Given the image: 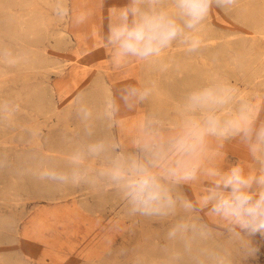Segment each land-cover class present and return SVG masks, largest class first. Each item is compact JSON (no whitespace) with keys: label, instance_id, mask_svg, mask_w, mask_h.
<instances>
[{"label":"rangeland","instance_id":"1","mask_svg":"<svg viewBox=\"0 0 264 264\" xmlns=\"http://www.w3.org/2000/svg\"><path fill=\"white\" fill-rule=\"evenodd\" d=\"M106 1L113 5L107 10ZM257 1L264 7V0ZM129 3L130 0H68V11L64 14L61 13V0H31L25 6H12L15 14L33 17L46 26L44 40L28 39L20 43L40 49L46 56L59 57L63 62V70L56 73L53 72L55 69L17 64L2 67L0 97L13 115L0 120V149L9 152L18 149L27 153L46 151L53 154L54 149L48 146L45 137L50 136L53 140L63 136L79 137L85 124L84 113L80 110L83 101L81 95L97 88L99 76H103L106 85L113 91L101 95V99L105 102L106 114L110 118V131L116 152L146 159L149 153L145 145L175 135L183 119L181 106L187 95L161 87L158 78L160 80L168 76V67L176 52L183 47L193 48L199 30L185 29L188 38L173 40L159 55L147 60L129 57L116 65L111 51L105 45L113 21V9L116 5L125 7ZM173 4L174 0H160L161 7L169 8ZM205 17L211 24L210 33L228 32L230 38L237 35L244 37L246 46L250 48L249 57L258 59L255 64H264L263 28L261 32L257 31L252 25L229 13L225 4L218 0H212ZM178 22L183 24V19L178 17ZM73 23L74 31H80L84 42L88 44L72 42L58 45L52 34L70 32L72 38H75L71 28ZM6 40L12 44L15 42L13 38ZM98 41L100 47L91 45ZM196 52L193 55L198 64L201 60L200 54ZM235 54L236 49L230 48V67L237 66ZM215 70L224 84L232 86L237 95L243 97L242 100L251 103L254 132L264 127V84L260 85V77L255 84L243 77L242 73L238 72L241 75L239 78L226 79L225 69ZM173 85L180 87V80L174 78ZM130 88L146 90L148 95L143 100L131 97L126 103L122 97ZM34 90L48 92L54 111L39 114L33 106L22 101V95ZM209 150L205 167L215 166L226 171L240 163L245 166V172L249 171V166L259 167L252 162L248 142L243 134L223 141L209 137ZM217 151L222 154L221 157L212 155ZM87 159V171L81 168L84 174L74 183L53 180L63 188L57 192L56 200L48 199L33 189L31 181H26L28 190H21L18 207L0 203V215L10 222L9 237L0 240V256L13 252L23 260L19 264H150L148 262L151 258H157L173 248V241L169 240L167 234L175 223L185 221L188 230H192L194 222L203 219L201 224L204 229L215 234L222 252L228 254L231 264H264V236L257 234L252 237L255 251L241 249L230 241L225 222L210 213L211 204L200 207L199 201L205 195L204 190L212 186L204 178L203 172L191 182L170 186L176 198L174 214L144 215L132 210L126 213L118 212L124 203L123 197L115 198L121 205H113L112 198L101 204L100 197L90 191V182L94 181V184L105 185L117 195L121 194L118 188L109 186V181L100 175L101 166L110 164L112 158L101 154L94 159ZM52 170L63 171L69 177L65 168ZM180 197L186 198L191 208H185ZM83 199H89L94 206L84 205L81 203ZM143 255L148 260L146 263L140 261Z\"/></svg>","mask_w":264,"mask_h":264},{"label":"clouds","instance_id":"2","mask_svg":"<svg viewBox=\"0 0 264 264\" xmlns=\"http://www.w3.org/2000/svg\"><path fill=\"white\" fill-rule=\"evenodd\" d=\"M211 3L212 0H174L171 7L165 8L161 7L160 0H130L127 6L113 9L105 46L116 65L129 57L147 60L159 55L173 40L187 39L185 29L195 30ZM66 12L62 7L61 13ZM178 17L183 19V24L178 22ZM195 46L194 42L192 47ZM147 95L146 90L130 88L122 99L127 103L131 97L143 100ZM242 99L226 83L190 92L181 106L183 119L175 135L145 145L149 153L146 159L116 154L110 164L101 166L100 175L109 181V186L121 191L132 211L161 216L172 215L176 210V198L170 186L191 182L203 172L212 186L204 190L200 207L211 204L210 213L225 222L230 241L241 249L255 251L252 237L264 236V127L254 132L250 104L241 103L238 111L231 110V106ZM241 134L258 168L249 166V171L245 172V166L240 163L226 171L204 166L210 152L209 137L223 141ZM104 151L103 142L77 147L69 156L75 165L72 178H81L87 171V158L94 159ZM212 155L222 156L218 151ZM43 176L60 181L69 178L67 173L57 170H46ZM180 199L185 208H191L186 198ZM187 231V223L178 221L167 235L169 240H180L187 246Z\"/></svg>","mask_w":264,"mask_h":264},{"label":"bare ground","instance_id":"3","mask_svg":"<svg viewBox=\"0 0 264 264\" xmlns=\"http://www.w3.org/2000/svg\"><path fill=\"white\" fill-rule=\"evenodd\" d=\"M30 1L31 0L0 1V73H2V67L4 65L11 64L23 65L25 67L55 69L53 72L61 73L63 70V62L59 57L46 56L40 49L23 46L20 43L28 39L42 41L46 36L44 33L46 29L44 23L33 17L15 14L12 9L13 5L22 4L25 6ZM219 1L225 4V9L229 13L235 15L247 24L252 25L257 31L261 32V29H264V7L259 1ZM61 2L63 3L62 7L67 9L68 0H61ZM109 2L110 1H106L105 10L113 6L109 5ZM123 7L124 5H116L114 9ZM22 18H24L23 21ZM60 20L62 19L60 18ZM71 28L75 38H72L70 32L66 33L62 31L52 34L58 45L72 42H79L84 45L88 44L84 42L85 40L82 38L83 36L80 31H74V23L71 25ZM210 29L211 24L207 22V18L205 17L199 25H197L199 34H197L196 41L194 40L196 46L194 48L183 47L173 55L172 64L168 67V76L160 80L158 78L159 85L168 90H174L177 94L188 95L192 91L202 89L212 84H224L221 81L220 74L215 70L220 68L226 70V79H228V77L239 78L241 76L239 73H242L243 77L249 82L256 84V79L260 77V85L264 84V64H255L258 62V59H251V57H249L248 52L250 48L246 46L245 38L239 35L230 38L231 34L228 32L222 34L210 33ZM6 38H13V40H15L14 44L8 42ZM91 45L96 48L97 46L100 47V41L96 44L92 43ZM230 48L236 49V54L234 55V61L238 62L236 67H230L232 64L231 58L228 56ZM194 51L200 54L201 62L198 64L195 62V56L193 55ZM29 53H32V55H29ZM174 78L180 80V87L177 88L173 85ZM97 83L98 86L94 91L90 90L81 95V100L83 101L80 110L84 113L85 124L79 137L63 136L54 140L50 136L45 137L48 141V146L54 149L55 153L53 154H49L46 151L27 153L18 149L13 152L0 149L1 204L18 207L21 200L20 196L22 195L21 190H28V186L25 183L26 181H31L33 183V189L41 192L48 199L56 200L57 192L61 191L63 188L53 180L45 178L43 173L46 170H52L54 168H65L69 172V178L66 182H69V184L74 183L76 179L72 178V171L75 165L70 162L69 156L77 147L87 143L103 142L105 151L102 154L111 158L119 154L113 148L110 118L106 114L105 102L101 99V95L112 93L113 91L110 89L109 85H106L103 76L98 77ZM21 99L26 104L33 106L35 111L39 114L45 115L55 109L49 101L48 92L46 90H34L27 95H22ZM241 103H248L251 105L248 100L237 101L231 106V110H239ZM0 112L2 113V116H0V120L2 121L5 116L8 115L12 117L13 115V112L1 97ZM93 182L94 181L90 182V191L100 197L101 204H105L112 198L111 201L113 205H117L118 203L121 205V202L116 201L115 198L116 196L123 197L122 193L117 195L114 191L107 189L105 185H98ZM95 194L91 195L95 196ZM122 199L124 203L121 205V209L118 210V212L123 211L129 213L132 209L129 203L124 198ZM81 203L90 207L94 206L89 199H83ZM203 221V219L195 221L192 230L187 231L186 239L189 241L187 246L183 241H173L172 249L165 251L157 258H151L148 263L231 264L228 254L222 252L221 245L215 237V234L204 229L203 224H201ZM9 227L10 222L0 215V240H5L9 237ZM21 261L23 260L19 259L13 252H8L5 253L4 256H0V264H19ZM140 261L146 263L148 260L143 255Z\"/></svg>","mask_w":264,"mask_h":264}]
</instances>
